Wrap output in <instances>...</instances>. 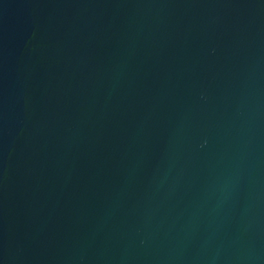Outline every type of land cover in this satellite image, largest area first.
Masks as SVG:
<instances>
[{"label": "water", "instance_id": "obj_1", "mask_svg": "<svg viewBox=\"0 0 264 264\" xmlns=\"http://www.w3.org/2000/svg\"><path fill=\"white\" fill-rule=\"evenodd\" d=\"M0 264H264V0H0Z\"/></svg>", "mask_w": 264, "mask_h": 264}]
</instances>
